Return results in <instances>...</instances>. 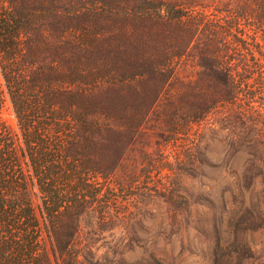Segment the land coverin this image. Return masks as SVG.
<instances>
[{"label": "trees", "instance_id": "16d2710c", "mask_svg": "<svg viewBox=\"0 0 264 264\" xmlns=\"http://www.w3.org/2000/svg\"><path fill=\"white\" fill-rule=\"evenodd\" d=\"M214 109L264 184V0H0V264H166L91 240Z\"/></svg>", "mask_w": 264, "mask_h": 264}, {"label": "rangeland", "instance_id": "374dc122", "mask_svg": "<svg viewBox=\"0 0 264 264\" xmlns=\"http://www.w3.org/2000/svg\"><path fill=\"white\" fill-rule=\"evenodd\" d=\"M188 69L194 73L192 64ZM226 111L214 109L190 134L164 142L167 168L147 177L148 184L120 192L114 207L120 219L91 240L98 255L126 261L153 255L166 264H264V184L257 169L250 173L251 143L243 142L253 134L249 122ZM2 118L14 128L10 111ZM154 122L152 115L148 126Z\"/></svg>", "mask_w": 264, "mask_h": 264}]
</instances>
